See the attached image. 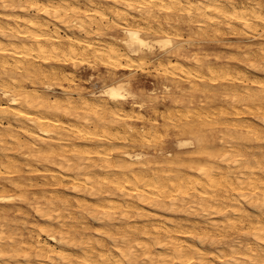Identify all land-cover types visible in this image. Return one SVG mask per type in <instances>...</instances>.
Listing matches in <instances>:
<instances>
[{"label": "bare ground", "instance_id": "1", "mask_svg": "<svg viewBox=\"0 0 264 264\" xmlns=\"http://www.w3.org/2000/svg\"><path fill=\"white\" fill-rule=\"evenodd\" d=\"M184 24L191 29L187 38L182 33ZM129 27L144 29L145 39L171 37L182 47L129 57L120 42ZM226 35L239 38L236 48L245 53H241L243 60L249 61L253 71H264V46L260 44L254 54L247 44L250 38L264 39V0H0V174L15 176L7 181L20 193L17 199L31 205L43 221L31 230L12 228L8 217L13 206H2L0 264H264V149L251 152L253 144H248L251 139L264 141V128L242 118L247 112L264 125V79L252 78V71L248 75L228 65L218 67L217 63L216 67L197 52L201 44L214 45ZM193 47L199 49L188 57L186 49ZM164 59L171 61L169 66L162 65ZM146 60L158 61L169 75L147 91L152 96L156 89L175 95L166 106L167 113L158 111V97L146 100L149 96L134 89L139 77L118 76L121 71L143 68ZM78 64L102 66L106 75L99 74L89 88H72L77 76L57 66ZM121 80L138 96L135 106L132 101L113 103L93 96L102 86ZM182 81L185 87L174 84ZM218 82L233 84L225 92L231 108L216 105L219 110H209L208 97L194 103L198 94L214 96L212 85ZM5 94L15 102L10 103ZM148 108L155 118L143 114ZM228 114L232 118L222 119ZM159 120L178 132L191 133L190 140L210 159V165L203 166L199 160L202 166L197 165L189 176L188 165L181 167L176 156L164 157L166 151L159 157L174 165L168 172L164 167L157 171L146 167L143 153H112L117 141L140 138L146 142L157 137ZM145 121L151 126L143 128ZM135 123H142V129ZM205 125L221 127L211 129L216 143L212 147L205 134L193 132L198 126L203 131ZM102 143L106 147L100 148ZM136 154L143 158H130ZM97 165L107 172L97 174L93 169ZM22 172L45 176L49 179L45 185L52 187L65 180L73 192L87 193L95 201L74 204L69 200L72 194L63 198L55 188L35 191L37 196L32 197L26 189L38 186L37 177ZM7 186L0 181L1 192ZM126 189L151 210L143 211L125 197V201L112 199L129 194ZM12 199L0 194V205ZM167 200L170 210L199 202L196 206L203 212L217 215L206 225L216 231H197L193 225L190 230L168 217L165 223L137 225L135 218H156L153 210L166 207ZM86 218L98 223L94 233L84 228ZM230 231L238 236L225 240ZM195 237L214 246L215 252L185 242Z\"/></svg>", "mask_w": 264, "mask_h": 264}, {"label": "rangeland", "instance_id": "2", "mask_svg": "<svg viewBox=\"0 0 264 264\" xmlns=\"http://www.w3.org/2000/svg\"><path fill=\"white\" fill-rule=\"evenodd\" d=\"M182 27L183 28H185L183 31H182V33H183V36H184V38H187L188 37V32H190V28H189V26H188V24H184V25H182ZM228 39V40H227ZM222 41L221 42H217V43H215L214 45H212L213 43H211L210 45H207L206 43L205 44H201L200 46H199V48L201 49V50H199V51H197L199 48H197V47H193V48H187L186 49V54L188 55V57H192V56H190V55H192V54H194V51H197L198 53H199V56H203L204 58L206 57V59L209 57V60L211 61V63L214 65V66H216L217 67V63H218V67H223V66H226V65H228V66H230L232 69H236L237 71H241L242 73H249L250 75H251V73H252V75H251V77L253 78L254 76V78L255 79H257V77L260 79H264L263 77H264V71H262V70H259L258 72H256V71H253V69L250 67V63H249V61L248 60H243V55L245 54L244 52H239V51H241L239 48V50L236 48L237 46H238V41H239V38L237 37H231V36H228V35H226V36H224L222 39H221ZM264 40V39H263ZM263 40H260V39H252V38H250V39H248L247 40V44H249L250 45V51H252L254 54H256V51H257V48L258 47H260L261 45H263L264 46V41ZM228 42H230L229 43V45H228ZM261 44V45H260ZM220 50H221V52H220ZM225 51V52H224ZM242 51H244V50H242ZM220 52V53H219ZM230 52H234L233 54L232 53H230ZM224 53V54H223ZM231 54V55H228V54ZM241 53H244V54H241ZM214 54V55H213ZM226 54V55H225ZM242 55V57L241 56H239V55ZM206 55H208V56H206ZM224 55H225V58H224ZM229 57H231V58H229ZM240 58H242V59H240ZM174 59H175V57H172V60L171 61H174ZM190 60H192V58H189ZM147 61V63H146V65L143 67V68H141V69H145V70H141V69H138V68H135L134 69V71H121V72H119L118 73V76L120 75V76H124V77H131V78H137V77H139L140 78V80L137 82V83H135V85H133L134 86V89L139 93V92H141V93H145L147 96H149V97H147L148 99H146V100H150V99H153L152 101H155V97H158L157 99H156V101H155V103H156V105H157V107H158V111H161V113H162V110H163V113H167L168 111H167V109L169 110V108H167L166 106H168V105H170V99H172L173 97H175V95H167V94H164V93H162L161 92V90L160 89H156L157 90V92H155V96L153 95H150V93H148L147 91L148 90H152L153 88H155V85H156V87H158L157 86V82L159 81V80H163V79H166V78H169V75H167V74H165L164 72H163V70H161V65H159V63H158V61H154V60H152V61H150V63H149V60H146ZM171 61H168L167 59H164L163 61H162V65L164 64H166L167 66H169L168 65V62L170 63ZM180 61H182L183 62V60L182 59H180ZM209 61V62H210ZM164 62V63H163ZM225 64H224V63ZM148 64V65H147ZM151 64V65H150ZM154 64H156V66L154 65ZM221 64V65H220ZM155 67H154V66ZM262 65V63L260 64V66ZM152 66H153V68H152ZM57 67H61V68H63V70L65 71V73H69V71H70V73L71 74H69V76H73V74H74V76H77V77H75V79H74V81L71 83V87L72 88H74V87H81V88H89L88 86H89V84L90 83H94V81H98L97 79H98V77L100 76V75H106V69L104 68V67H102V66H99V68L98 69H95L94 67H91L90 65H83V64H78V65H76V66H67V67H64V66H57ZM149 67V68H148ZM237 67V68H236ZM242 67V68H241ZM93 68V69H92ZM148 70H147V69ZM158 68V70H156ZM245 70H244V69ZM152 70V71H151ZM73 71H74V73H73ZM157 71H159V72H157ZM252 71V72H251ZM98 72V73H97ZM150 72V73H149ZM103 73V74H102ZM125 73H126V75H125ZM155 73V74H154ZM93 74V75H92ZM98 74V75H97ZM100 74V75H99ZM127 74H129V75H127ZM160 76H159V75ZM248 74V75H249ZM253 74H256V75H253ZM89 75V76H88ZM91 75L93 76V79L92 80H89V81H87V79H90L89 77H91ZM157 75V76H156ZM257 75H260V76H257ZM262 76V77H261ZM82 77V78H81ZM258 79V80H259ZM260 79V80H261ZM85 80V81H84ZM147 83V84H146ZM72 84H73V86H72ZM145 84H146V86H145ZM174 84H177V85H182V86H186V83L185 82H183L182 81V83L180 82V83H178V82H176V83H174ZM76 85V86H75ZM228 85V86H227ZM231 85H233V84H229V83H223V82H218V83H216V84H214V86L212 85V92L211 93H214V96H206V95H201V94H198V96L196 97V98H194V103L195 104H199L200 103V100H206V98L208 97V99L209 100H207V101H210V102H208L209 104H207V106L208 107H210L209 108V110L211 109H213L214 111H217V110H219L218 108H219V105L221 106L220 108L222 109V108H224V107H228V106H230L229 108H231L232 107V104H231V101L228 99V98H226V96H225V92H226V89L228 90V89H230V88H232L231 87ZM236 85H238V84H236ZM244 85V84H243ZM242 85V86H243ZM241 86V85H240ZM249 86H251V84H249ZM145 87V88H144ZM228 87V88H227ZM230 87V88H229ZM225 88V89H224ZM242 88V87H241ZM140 90H142V91H140ZM86 91H87V89H86ZM229 91V90H228ZM212 98V99H211ZM215 99V101H214V99ZM159 99V100H158ZM212 101H214V102H212ZM246 104V101H244V102H241L240 104H239V107H243L244 105L243 104ZM149 104H150V102H149ZM226 104V105H225ZM216 105H217V107H216ZM223 105V106H222ZM166 107V108H165ZM179 107H181V106H179ZM131 107H129V106H127L126 107V109H127V111L128 112H131V109H130ZM130 109V110H129ZM160 109H162V110H160ZM182 109V108H181ZM147 110H150V111H147ZM147 111V112H146ZM143 114L145 115V116H147V117H149V118H155V115H154V113L153 112H151V109H146V110H144L143 111ZM246 117V118H245ZM252 117V118H251ZM159 118V117H158ZM230 119V118H232V114H228L226 117H223L222 119ZM242 118H244V119H248V120H250V121H253L254 122V124H256V127L257 128H259V126L262 128H264V125H262L261 123H260V121L258 120V119H256V117L254 116V115H249V114H247V112L244 114V115H242ZM161 121V122H160ZM256 121V122H255ZM68 122H72V121H70V120H68ZM164 122V121H163ZM159 134H158V136L157 137H155V138H153V139H151V141L150 142H152V143H149V141H146V142H143V141H141V139L140 138H136V139H134V140H132V141H129V142H124V141H122V140H120V141H117V143L115 144V147H114V150L112 151V153L114 154V155H116V154H120L121 152H123V151H128V152H135V153H137V152H140V153H143V154H145V158H144V165L146 166V167H149V168H152L151 170H155V171H157V170H161V168L162 167H164V168H162V170H165L166 172H168L167 170H170L174 165L173 164H171V163H169V161H167V159L166 158H164V162L162 161L163 160V158H161L160 159V155H161V151H166V152H168V154H166L164 157H166V156H173V157H177V158H179V159H181V161H182V163H183V165H181V167L182 166H184V165H188V169H187V174L189 175V176H193L194 174H195V172H196V170H197V168L199 167V166H209L210 164H208V161L210 162V159L205 155V154H202V153H199V149L197 148L198 146L196 145V144H194L192 147H190V148H186V149H183V150H177V148L175 147V144H176V141L177 140H181V139H190L191 137H192V135H191V133H189V132H186V133H188V134H186V133H181V132H178V131H176L175 130V128L173 127H170L171 125H169V126H165L166 125V123L165 124H163L162 123V120H159ZM147 125V126H144V125ZM135 123L134 125H135V127L136 128H139V129H142V125H143V128H147V127H150L151 125H150V123L148 122V121H145L144 123ZM161 124H162V126H161ZM168 125V124H167ZM208 126V127H207ZM205 125V126H203V131L202 130H199V126L196 128V129H194L193 130V132L196 134L197 133V135H202V134H205L206 136H207V138H208V145L210 146V147H212L213 145H215L216 143H214V139H213V133L211 132V129L214 127V128H216L214 131H216L218 128H221V127H219L218 125H217V127H215V126H213L212 127V125ZM165 127H167L166 129H165ZM199 131H198V130ZM200 129H201V127H200ZM207 130H209V132L207 131ZM264 130V129H263ZM201 131V132H200ZM162 133V134H161ZM164 133H166V134H164ZM189 135V136H188ZM177 136V137H176ZM249 136L250 137H252L253 136V134H249ZM200 137V136H199ZM157 138V141L155 140ZM137 140V141H136ZM253 141V142H252ZM251 142V143H250ZM250 142L248 143L249 145H252V149L250 148V151L252 152H255V153H258V152H261L263 149H264V141H256V140H253V139H251L250 140ZM143 143L145 144V145H143ZM147 144V145H146ZM247 144V145H248ZM258 144H262V148H261V146H258ZM120 145V146H119ZM90 147H98L96 144H91V145H89ZM100 148H102V147H106V145L105 144H100ZM150 146V147H149ZM152 146V147H151ZM130 147V148H129ZM124 148V149H123ZM128 148V149H127ZM260 148H261V150H260ZM254 149H256V150H254ZM258 150V151H257ZM260 150V151H259ZM194 151V152H193ZM195 151H196V153H195ZM190 152V153H189ZM197 152H198V154H197ZM262 152H264V150L262 151ZM173 155H172V154ZM185 153H187V154H185ZM197 154V155H196ZM121 155V154H120ZM180 155V156H179ZM170 158V157H169ZM183 159L185 160V161H183ZM189 159V160H188ZM190 161V160H198V162H187V161ZM203 162L202 163V165H201V162ZM147 161H149L148 163H147ZM158 162V164H156ZM150 163V164H149ZM163 163H165V164H163ZM169 163V164H168ZM211 163V162H210ZM149 164V165H148ZM160 164H162V165H160ZM192 165V166H190V165ZM197 165H199V166H197ZM138 166V165H137ZM161 166V167H160ZM197 166V167H196ZM160 167V168H159ZM171 167V168H170ZM157 168V169H156ZM167 168H169V169H167ZM93 169L96 171L97 170V174H102V173H104V172H107V170H105L104 171V169L102 170L101 169V167H99V165H97V166H94L93 167ZM191 169V170H190ZM100 170V171H99ZM102 170V171H101ZM26 171V170H25ZM193 173V174H192ZM21 175H24V176H29V175H33V176H35V177H37L36 179H35V181L34 182H37V184H38V186H35V187H33V188H29V187H27V189L26 190H28V191H30L31 192V196L33 195V193L37 196V194L36 193H38L41 189H53V188H55L56 190H57V193L61 196V197H63V198H67L68 199V197L72 194V196H70V198H69V200L71 201V202H73L74 204H76V201L77 202H82V203H92V202H94L95 201V197H93V196H90V195H88L87 193H75V192H73L72 191V189L71 188H69V185H68V183H66V181L64 180L60 185H58V186H54V187H52V186H50V185H45V183H48V178H45V176H42V175H40V174H38V175H35V174H29V173H26V172H22L21 173ZM42 177V178H41ZM11 178H15V176H9L8 177V175H5L4 173H2V174H0V181L2 182H5V183H7L8 184V186H7V191H5V192H1V190L2 189H0V194L1 195H11L12 197H13V199L10 201V202H5V203H3V204H1L0 205V209L2 208V206L4 207V206H13L11 209H9V210H11L10 211V213H9V221L11 222V226H12V228H21V230H23V228L24 227H26L27 228V230H31V229H33V226L34 227H36V223H42L43 221L40 219V217L34 212V210H33V208H31L32 206L31 205H27V203H24L23 201H21V200H18L17 199V196L20 194L19 192H17V191H15V190H13V187H11L10 186V184L8 183V181H9V179H11ZM18 178V177H17ZM7 179H8V181H7ZM16 179V178H15ZM39 179V180H38ZM44 180H47V181H44ZM39 183H41L40 185H39ZM44 183V185H42ZM68 187V188H67ZM35 191H36V193H35ZM125 192H129V194H130V190H128V189H126V191ZM19 193V194H18ZM68 194H70V195H68ZM83 194V195H82ZM129 196H127V195ZM126 194H124L125 196H116V197H113L112 199H115V201H125L124 200V197H125V199H126V201L128 202H132V201H134L135 203L137 202V204L139 205V207L141 208V210H143V211H148V210H151V207L149 206V205H147V204H142V203H138V201H137V195H134V194H128V193H126ZM75 195H76V197H75ZM131 195H132V197H131ZM30 196V197H31ZM34 196V195H33ZM32 196V197H33ZM68 196V197H67ZM84 196V197H83ZM137 196V197H136ZM16 197V198H15ZM71 197H72V199H71ZM75 197V198H74ZM78 197V198H77ZM128 197V198H127ZM130 197L131 198H133L132 200L130 199ZM74 198V199H73ZM77 198V199H76ZM89 199V201H88V199ZM119 200H118V199ZM80 199V200H79ZM128 199H130V200H128ZM17 200H18V202H17ZM33 200V199H32ZM92 201V202H91ZM168 201V204L166 205V207L165 206H163V207H158V208H156L155 210H153V212L152 213H154L155 214V216H157L156 218L154 217V218H151V219H145V218H143V217H140L139 219L138 218H135V221H137V223H139V224H137V225H141V224H143V223H153V224H156L155 222H157L158 224H160L161 222L162 223H165L166 221H176V222H179V223H181V224H183L186 228H189L190 230H194L193 229V227L194 226H196V230L197 231H199V228H205V229H207V231L208 232H210L211 230L212 231H216L215 230V228H213L212 229V227H210V226H206V225H208V222L210 223L213 219H215L216 218V214H209L208 215V213L207 212H203L200 208L201 207H199V206H196V205H198V203L199 202H189V203H187V204H185L184 205V208H182V207H177L176 209L175 208H173L172 206V209L170 210V205H169V202H170V200H167ZM19 205V206H18ZM190 205H195L194 207L196 208H194V207H191ZM25 207V208H24ZM199 207V209H197ZM22 209L23 211H21L20 209ZM246 208H247V210L248 211H250L251 213L254 211V210H252V209H250L247 205H246ZM169 210V211H168ZM18 211H20L19 213H18ZM154 211H156V212H154ZM171 211V212H170ZM190 211V212H189ZM198 211H200V212H198ZM27 212V213H26ZM174 212V213H173ZM176 212V213H175ZM198 212V213H197ZM249 212V213H250ZM160 213V214H159ZM194 213V214H193ZM197 213V214H196ZM204 213H205V215H204ZM28 214V215H27ZM157 214V215H156ZM203 214V215H202ZM187 215V216H186ZM200 215H201V218H200ZM12 216V217H11ZM175 216V217H174ZM196 216V217H195ZM208 216V217H207ZM14 217V218H13ZM169 219H168V218ZM166 218V219H165ZM191 218V219H190ZM192 218H194L195 220H197V221H194V219H192ZM17 220L18 219V221H11V220ZM19 219L21 220L20 222L22 223V224H20V222H19ZM24 219H26V220H24ZM159 219V220H158ZM168 219V220H167ZM89 220V221H88ZM132 220H134V218L132 219ZM187 220H189V221H187ZM192 220V221H191ZM26 221V222H25ZM80 221V220H79ZM83 220H81L80 222H82ZM153 221V222H152ZM13 222H15V223H13ZM19 222V223H18ZM23 222H24V224H23ZM193 222V223H192ZM26 223V224H25ZM192 223V224H191ZM197 223V224H196ZM203 223V224H202ZM35 224V225H34ZM82 224H84L86 227H84ZM82 224H81V226H83L84 228H86V231L88 232V233H94L95 232V229L98 227V223L95 221V220H93L92 218H86L83 222H82ZM222 224V223H221ZM15 225H17V226H15ZM33 225V226H32ZM192 225H193V227H192ZM14 226V227H13ZM82 227V228H83ZM88 227H90L89 228V230H87V228ZM96 227V228H95ZM220 228H221V226H220ZM211 231V232H212ZM230 233V236L229 237H226L225 238V240H230V239H233V238H235V237H237L238 235H237V232L235 233L234 231H230L229 232ZM233 233V234H232ZM43 239H46L44 236H43ZM187 241V243L189 244V243H191V244H189V245H196V246H199L200 248L202 247V248H205L206 250H207V252L209 253H214L215 252V247L214 246H211L208 242H205V243H200L199 242V240H198V237H195V238H193L192 240L190 239V238H187V239H185V242ZM193 241H194V243H193ZM250 241L251 242H254V238H251L250 239ZM207 244H209V245H207ZM209 248H210V250H209ZM216 264V263H215ZM218 264V263H217Z\"/></svg>", "mask_w": 264, "mask_h": 264}, {"label": "clouds", "instance_id": "3", "mask_svg": "<svg viewBox=\"0 0 264 264\" xmlns=\"http://www.w3.org/2000/svg\"><path fill=\"white\" fill-rule=\"evenodd\" d=\"M124 38L120 41L124 47L127 49L129 57L142 55L145 52L154 53L157 49L162 52H169L170 50H178L182 45H178L171 37H165L155 41L148 40L144 38V29L140 27H129L124 30ZM93 96L99 99L106 98L113 103L132 101L134 106L135 102L138 100L136 93L131 91V86L129 83L121 80L111 85H104L101 87L99 92H93ZM5 98L9 99L10 103H14V98H10L8 94H5ZM140 104L139 107H143ZM193 146V141L188 140H177L175 147L177 150H183ZM130 158L135 160L142 159L141 154H136L130 156Z\"/></svg>", "mask_w": 264, "mask_h": 264}]
</instances>
